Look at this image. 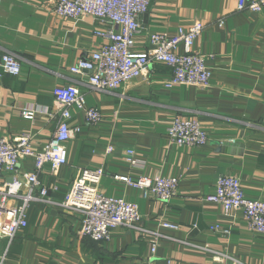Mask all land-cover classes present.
Here are the masks:
<instances>
[{
  "label": "crops",
  "instance_id": "obj_1",
  "mask_svg": "<svg viewBox=\"0 0 264 264\" xmlns=\"http://www.w3.org/2000/svg\"><path fill=\"white\" fill-rule=\"evenodd\" d=\"M55 1L0 0V56L12 53L22 65L19 75L0 69V136L13 140L28 133L34 147L42 148L61 107L53 89L74 83L101 118L90 124L82 111L71 109L69 125L80 130L66 142L67 163L57 175L44 166L40 181L56 185L50 195L60 202L79 170L102 167L100 191L137 204L143 226L174 240L160 239L152 252L133 231L115 227L108 240L97 242L81 233L79 214L32 201L27 227L11 241L0 238V264H221L180 241L207 245L245 264H264V235L247 228L242 210L225 211L204 200L220 175H233L247 199L264 201V8L240 11L237 0H152L138 16L141 28L132 50L151 51L149 34L174 36L179 26L201 20L204 29L193 49L205 58L209 87H166L170 68L153 62L128 84L100 92L88 87V71L73 74L69 67L107 42L95 34L107 25L89 15L56 16ZM25 109L35 111L31 118L22 114ZM174 116L196 117L207 143L190 148L171 142L166 130ZM128 149L135 152L136 166L126 161ZM33 170V159L25 158L0 183ZM112 174L173 176L178 187L161 202ZM163 221L177 228L161 227ZM213 225L228 233L210 231Z\"/></svg>",
  "mask_w": 264,
  "mask_h": 264
},
{
  "label": "built area",
  "instance_id": "obj_2",
  "mask_svg": "<svg viewBox=\"0 0 264 264\" xmlns=\"http://www.w3.org/2000/svg\"><path fill=\"white\" fill-rule=\"evenodd\" d=\"M152 0H56L53 13L56 16L76 18L89 15L107 25L104 30H95V34L106 38L107 42L92 51L87 58L79 59L69 67L73 74L89 72L87 85L96 91H113L128 84L153 62H161L170 68V78L164 82L166 87L176 84H189L201 89L210 85V71L202 54L193 49L195 40L201 35L204 23L194 20L189 26H179L174 36L149 34L147 43L153 50L134 52L135 35L140 31L138 16L145 13ZM237 10L260 12L264 0H237ZM219 27L223 21L218 22ZM182 47V52L179 48ZM0 69L4 74L19 75L22 65L16 55L4 52L0 56ZM54 99L61 105L56 127L46 145L35 148L28 133L9 140L0 136V179L5 171H13L15 165L25 158H32L34 170L16 174L9 182L0 183V238L9 241L27 227V211L32 201L49 205H58L64 210L80 216L81 233L94 241L109 239L111 230L122 227L133 231L138 238L149 242L154 252L160 239L166 238L162 232L152 230L141 224L142 215L137 204L122 198L106 196L99 189L102 167L79 170L71 186L60 202L55 201L50 192L56 191L55 184L48 187L39 179V173L48 166L52 175H57L67 163L66 142L72 139L80 128L71 127V109L84 113L86 121L97 123L101 114L93 107H87L85 94L77 85L62 84L53 89ZM34 110L25 109L22 114L31 118ZM169 140L179 146L200 147L207 143V132L196 117L174 116L167 127ZM112 148L108 147L107 151ZM130 166H136L138 159L132 149L125 154ZM113 180L139 188L145 197L153 196L161 202H167L177 191L178 178L173 176H139L112 174ZM205 201L220 205L223 210L241 209L247 228L256 234L264 235V201L251 200L244 196L241 182L233 175H220L215 182V190L205 196ZM161 227L174 229L177 225L161 222ZM212 232L220 231L217 225L210 226ZM224 234L227 230L220 231ZM200 251L212 254L213 260L221 264H245L240 259L225 252L214 250L207 245L180 241Z\"/></svg>",
  "mask_w": 264,
  "mask_h": 264
}]
</instances>
